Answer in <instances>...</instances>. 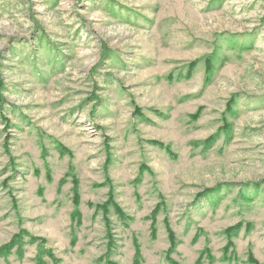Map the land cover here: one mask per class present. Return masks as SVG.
Here are the masks:
<instances>
[{"label":"rangeland","instance_id":"obj_1","mask_svg":"<svg viewBox=\"0 0 264 264\" xmlns=\"http://www.w3.org/2000/svg\"><path fill=\"white\" fill-rule=\"evenodd\" d=\"M0 101V264H264V0H0Z\"/></svg>","mask_w":264,"mask_h":264},{"label":"trees","instance_id":"obj_2","mask_svg":"<svg viewBox=\"0 0 264 264\" xmlns=\"http://www.w3.org/2000/svg\"><path fill=\"white\" fill-rule=\"evenodd\" d=\"M206 62H208V60H206ZM208 68L210 66V64L207 65ZM2 106V101H0V107ZM264 184V183H263ZM222 186H225L223 188H229V185H222ZM219 188H221V186H216V187H213L211 189H206L203 191V193L198 197L200 198L201 196H203L204 194H210V193H213V192H216ZM76 197V196H75ZM74 203H76V200L73 201ZM109 205H112L114 206L115 210L119 213L120 210L118 209V207L116 206V204L113 202V200L111 199V197L108 199L107 203H105L103 206H102V210H103V218L104 220H107L106 218V213H107V206ZM106 224V222H105ZM168 238H169V242L171 245H173L174 243V236L173 234L171 233V231H169L168 233ZM20 240V238L18 239V241ZM111 244V243H110ZM111 247V245H109ZM11 245H5L3 247L0 248V254H4V253H7L10 249H11ZM136 259H137V253H136ZM38 261H40L39 264H43L42 261L40 259H38ZM249 261L253 263V261L249 258ZM108 264H114L113 262H110L108 261Z\"/></svg>","mask_w":264,"mask_h":264}]
</instances>
